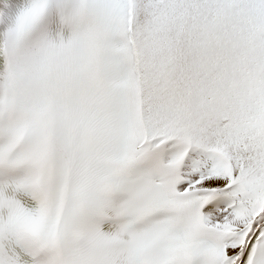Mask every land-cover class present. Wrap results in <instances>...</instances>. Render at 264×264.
Wrapping results in <instances>:
<instances>
[{"label": "snow or ice", "instance_id": "obj_1", "mask_svg": "<svg viewBox=\"0 0 264 264\" xmlns=\"http://www.w3.org/2000/svg\"><path fill=\"white\" fill-rule=\"evenodd\" d=\"M0 264H264V0H0Z\"/></svg>", "mask_w": 264, "mask_h": 264}]
</instances>
